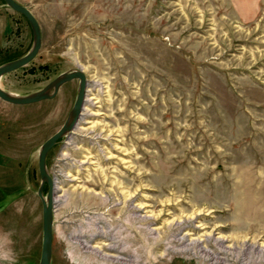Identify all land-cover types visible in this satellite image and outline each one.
<instances>
[{"label": "rangeland", "instance_id": "rangeland-1", "mask_svg": "<svg viewBox=\"0 0 264 264\" xmlns=\"http://www.w3.org/2000/svg\"><path fill=\"white\" fill-rule=\"evenodd\" d=\"M16 1L36 17L41 46L0 88L25 96L74 69L87 79L80 120L46 155L50 264H103L69 238L89 239L93 222L130 225L127 264H264V0ZM32 41L0 0V65ZM77 87L0 99V264H39L38 152Z\"/></svg>", "mask_w": 264, "mask_h": 264}, {"label": "water", "instance_id": "water-1", "mask_svg": "<svg viewBox=\"0 0 264 264\" xmlns=\"http://www.w3.org/2000/svg\"><path fill=\"white\" fill-rule=\"evenodd\" d=\"M4 3L11 8L13 11L21 14L28 21L32 30L33 41L30 49L23 56L5 62L0 65V77L3 74L12 72L22 66L28 64L37 54L41 46V33L38 21L33 15L30 9L26 6L18 3L16 0H3ZM77 79L78 87L76 97L71 107L67 120L54 132L52 133L40 146L37 158V169L41 179V185L37 191V195L41 202V223H42V238H41V249L39 264H50L51 256V244H52V196L53 193V180L46 170V155L49 149L58 141V139L65 133H69L75 127L78 122L79 113L82 108L83 100L85 97V89L87 87V79L82 69H74L71 71L60 73L50 82H48L40 90L25 95L17 96L10 94L0 88V99L11 103V104H30L38 102L44 99H50L56 95L59 88L66 82ZM47 185V192L45 198L42 194L43 185ZM236 264H253V263H242Z\"/></svg>", "mask_w": 264, "mask_h": 264}, {"label": "bare ground", "instance_id": "bare-ground-1", "mask_svg": "<svg viewBox=\"0 0 264 264\" xmlns=\"http://www.w3.org/2000/svg\"><path fill=\"white\" fill-rule=\"evenodd\" d=\"M85 91H86V89H85ZM85 100L86 99H84L83 102ZM81 115H82V113H79V117L80 118H81ZM80 118H78V119L80 120ZM94 194H96V193H94ZM94 194H90V195H92L90 197L94 198V196H95ZM74 200H75V198H74ZM54 202H56V200H55V196L53 195L52 196V208H53V203ZM95 205H96V203H95ZM99 223L100 222H93L92 223L91 229H92L93 233L90 232V234H89L90 238L89 239L85 238V234H82V233H75L74 234L72 232L69 235V238L72 239V242L74 244H76V246L78 248H80L82 250V252L86 253V257H88L89 260H96V258H98L97 260H100V262L103 263V264L104 263L105 264H127L126 258H124V256L121 255L122 249H120V248L122 247V244H124V242H128L129 240L135 238V237H132L130 235V233H129L130 231H132L130 225H128V224H124L123 225V226H125L124 230L126 232L124 230L123 231H121V230L117 231L116 230L115 232H113L114 231L113 228L110 229V228L104 227L103 225H100ZM110 226H112V225L110 224ZM149 230L152 231V230H154V228L150 227ZM185 234H189V233L185 232ZM115 235H117V236H115ZM93 237H94V239H92ZM98 238L100 239V241L98 243L96 242L97 244H92V240H95V239H98ZM177 240H178V242L183 243V238L182 237L181 238L178 237ZM133 241H136V238ZM118 243L120 245L119 247L116 245ZM151 243H155V240H152ZM251 246H252V244H251ZM127 247L130 248L133 251L139 252V250L137 248H135V247L133 248L130 245H128ZM224 248H227V247L225 246ZM251 248L252 247H249L248 250H246L243 253H249V250ZM147 249L149 251L150 250V246ZM197 250L200 251L202 255L206 256V258H209V259L213 260V262H217L220 259V257H218L215 252H212L211 250H208L205 246H201ZM259 252H261L260 249L258 251H256V253H259ZM244 262L245 263H249L250 261L248 260V261H244Z\"/></svg>", "mask_w": 264, "mask_h": 264}]
</instances>
